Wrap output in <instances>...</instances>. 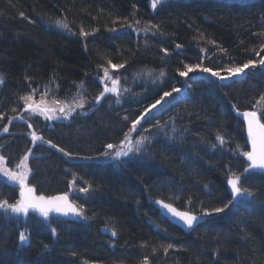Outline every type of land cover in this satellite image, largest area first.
Segmentation results:
<instances>
[{
	"label": "trees",
	"instance_id": "16d2710c",
	"mask_svg": "<svg viewBox=\"0 0 264 264\" xmlns=\"http://www.w3.org/2000/svg\"><path fill=\"white\" fill-rule=\"evenodd\" d=\"M151 1L0 0V156L8 170L29 156L27 183L40 195L67 194L83 212L48 220L31 212L20 220L0 211V264H264V172L244 171L250 142L238 115L264 113V0L170 1L155 9ZM57 20L67 31L54 27ZM249 60L256 67L229 75ZM185 65L195 70L181 76ZM104 68L119 81V95L96 103L112 87ZM174 87L180 91L137 125L136 137L149 140L122 166L69 162L57 150L75 159L102 156ZM33 94L83 97L90 110L68 123L34 118L33 131L57 148L34 146L29 126L12 122L24 109L20 97ZM233 174L251 200L233 199ZM18 199L19 187L0 177V201ZM156 200L197 216L228 207L185 231Z\"/></svg>",
	"mask_w": 264,
	"mask_h": 264
},
{
	"label": "snow or ice",
	"instance_id": "6c2138e0",
	"mask_svg": "<svg viewBox=\"0 0 264 264\" xmlns=\"http://www.w3.org/2000/svg\"><path fill=\"white\" fill-rule=\"evenodd\" d=\"M159 3H161V0H152V7L155 9ZM21 15H23V13H21ZM56 23L58 26L64 28L68 27V24L63 21L57 20ZM81 33L83 35H87V33L83 31V29H81ZM177 47L179 48L180 45H177ZM109 63L111 62L109 61ZM259 63L261 65H264V59H261ZM112 67H123V65H113ZM196 67H199V65H197ZM249 67L254 68L256 67V65L253 61L249 60L242 67L229 68L227 69V71L231 76L244 73L245 69H248ZM185 69L186 71L180 72L181 76H187L189 72L195 70L191 65H185ZM202 71L211 72V75L219 77L221 80L228 78L221 76L219 72H212L209 68H202ZM159 75L163 76L164 73L160 72ZM104 78L111 79V77L109 76L108 68H104ZM0 83H3L2 74H0ZM111 83L112 87H108L107 85H105L104 90L95 98L96 103L100 102L105 93H113L117 96L119 95V81L117 79H111ZM78 87H82V84L78 85ZM33 91L35 92L37 90ZM179 91L180 89L174 87L172 89V92H164L163 96H161L159 100H156L154 104L146 108L138 118L132 121L131 129L129 130V132H134L137 128V125L140 124L141 120H143L152 109L156 108V106L159 105L165 97H169L173 92ZM20 99L24 101L26 110L39 112V114L43 115L47 120L60 118V116L57 115V109L42 107L43 99L39 104L33 101L32 95L22 96L20 97ZM261 99L264 100V97H261ZM56 103L61 105L58 108V112L62 114L64 118H68V116H70L76 108L84 107V98L81 97L79 101H73L71 104H67L64 101H56ZM117 103H119V100H117ZM241 115L247 122V141L251 144V151H246L243 153V155L249 161V165L244 169V171L245 173H248L250 170L255 169L264 170V123H261V117L264 116V113H261V116H258L256 111H245ZM124 119L127 120L128 118L124 117ZM157 126L159 127V125ZM29 127H31V125H29ZM4 131L7 132L8 129L4 128ZM32 140L33 143L38 140L43 141V137L36 135V133H32ZM147 140H149V137L147 136H141L139 139L133 140L131 135L129 133H126L124 140H122L119 145H114L111 143L105 145L108 151H105L102 155L104 157H111L114 160H120L121 157H128L130 154L140 153L142 148L144 147L145 141ZM217 140H219L221 144L224 143V139L220 135H217ZM43 142L49 144L52 148H57V145L53 144L50 140ZM57 150L63 152L65 156L70 155V153L65 152L63 148H57ZM27 159L28 156H25L24 160L26 161ZM2 163L3 157H0V164ZM18 167H20V165H18ZM27 171L30 172L31 170L28 169ZM0 172H2L4 176L8 177L9 181L15 182L20 186V199L11 204L8 203L7 200L0 201V211H3L4 213H8L10 211L13 214H16L18 216L23 215L25 217L28 216L30 212H36L44 220H48L50 213H57L64 216H67L69 214H73L76 216L83 215L81 209H78L71 202H69L67 194L56 196L36 195L35 187L30 186L25 182L27 180V172L16 173L3 167H0ZM240 179L241 178L239 175L233 174V176L228 180V184L231 185V191L234 200L240 196L252 197L254 195V193L248 188H244L241 186ZM88 190V188L79 189V191L85 193H87ZM157 203L160 204L163 208L167 209L168 212H170L174 217H178L180 220H182L189 228H192L194 222L198 220V217L196 215H193L190 212L178 211L171 204L164 203L163 201H157ZM231 203L232 201H229V204ZM227 207L228 205L226 204L224 207L215 208L211 212L204 211L203 215L210 216L213 213H222ZM51 232L53 235H55L56 229H51ZM112 235H116L115 230L112 231ZM26 239L27 237L25 236V234L21 232L19 235V240L21 242H24ZM171 247L172 245H168V248ZM44 248L47 249L48 245L45 244ZM165 251H167V249H165Z\"/></svg>",
	"mask_w": 264,
	"mask_h": 264
},
{
	"label": "rangeland",
	"instance_id": "374dc122",
	"mask_svg": "<svg viewBox=\"0 0 264 264\" xmlns=\"http://www.w3.org/2000/svg\"><path fill=\"white\" fill-rule=\"evenodd\" d=\"M170 1H185V0H161V3H159L157 6H159L160 4L162 3H166V2H170ZM239 1V0H238ZM240 1H248V0H240ZM151 4H152V1H151ZM54 27L56 29H59V30H62V31H67V28H64V27H61V26H58L57 23L54 24ZM106 95H114L113 93L109 94V93H106ZM104 95V97L106 96ZM33 97V101L37 104L41 103V100L43 99V104H42V107H47V108H54V109H57V115L60 116L59 119H53V120H47L45 119V117L43 115H40L39 112H32L30 110H26L25 109V106H24V109L23 111L17 115L13 120L12 122H16V123H25L27 124L28 126L30 125V122L34 119V118H41L43 121L47 122L49 125L53 124V123H62V122H66L68 123L71 118H73L74 115H76V113H84L88 110H90L87 106V103L84 102V107L83 108H76L75 111H73L71 113L70 116H68V118H64L62 114H60L58 112V108L61 106L59 104L56 103V101H60L54 97H49L47 95H38V94H33L32 95ZM101 98V101L100 103L102 102L103 98ZM80 98L78 99H75L73 101H79ZM72 100H69V102H65L67 104H71L73 102ZM23 104H24V101L22 100ZM23 117V118H21ZM30 128V134H29V138L32 140V133H36L33 131L32 127H29ZM36 135H38L36 133ZM131 137L133 138V140H136V139H139L136 137L135 135V132L134 133H131L130 134ZM39 136V135H38ZM33 142V140H32ZM39 144H42V141H36L35 143H33L34 146H37ZM106 151H108L106 149ZM136 154V153H135ZM67 161L69 162H75V161H83V162H86V161H90V162H94V163H113L114 165L116 166H122L125 162V160H127L128 158H130L131 156H133V154H130L128 157H121L120 160H114L112 159L111 157H104L103 155L98 157V158H95V159H90V160H84V159H75V158H71V157H68V156H65V155H62ZM1 157V156H0ZM28 159H29V156H28ZM28 159L25 161L24 159L22 160V162L19 164L20 167H16L14 168V170H10L12 172H16V173H21V172H27V180L30 176L29 172L27 171L28 170ZM0 167H3V168H6V164H5V161L3 159V163L0 164ZM0 177L3 178L5 180V182L11 184V185H14L16 187H19L20 189V186L18 184H16L15 182H12V181H9L8 180V177L4 176L2 172H0ZM27 180L25 181L27 183ZM238 199H244V200H251L250 197H246V196H240L238 197ZM31 213V212H30ZM29 213V214H30ZM6 215H9V216H13L17 219H20V220H25L27 218V216H23V215H16V214H13L11 213L10 211L8 213H5ZM82 216V215H81ZM81 216H76V217H79L81 218ZM207 219V217H206Z\"/></svg>",
	"mask_w": 264,
	"mask_h": 264
},
{
	"label": "water",
	"instance_id": "95a60500",
	"mask_svg": "<svg viewBox=\"0 0 264 264\" xmlns=\"http://www.w3.org/2000/svg\"><path fill=\"white\" fill-rule=\"evenodd\" d=\"M101 101V100H100ZM243 112H238L239 117L244 121L245 123V128H246V133H247V122L243 119L242 114ZM250 151H251V145H250ZM248 161V160H247ZM249 162V161H248ZM256 171H260V172H264V170H260V169H255ZM229 186V190L231 191V185ZM232 193V191H231ZM36 195H39L36 191ZM59 195H63V194H59ZM56 196V195H55ZM69 202H71V200L68 197ZM75 207H77L73 202H71ZM157 208L160 210L161 214L164 215L172 224L180 227L181 229L188 231L190 229H192L193 227H195L196 225L202 223L203 221L206 220V216H197L198 220L194 222L193 227L189 228L182 220H180L178 217H174L170 212H168L167 209L163 208L160 204L157 203V201L154 203ZM78 208V207H77ZM179 211V210H178ZM51 216H55V217H59V218H64V219H73L76 218V215L73 214H69L67 216L64 215H60L57 213H50ZM194 215V214H193Z\"/></svg>",
	"mask_w": 264,
	"mask_h": 264
},
{
	"label": "bare ground",
	"instance_id": "6f19581e",
	"mask_svg": "<svg viewBox=\"0 0 264 264\" xmlns=\"http://www.w3.org/2000/svg\"><path fill=\"white\" fill-rule=\"evenodd\" d=\"M69 197V196H68ZM69 199H70V197H69ZM236 199H238V198H236ZM235 199V200H236ZM71 200V199H70ZM156 201H162V200H156ZM156 201H154V203L156 202ZM164 203H166V202H164ZM75 204V203H74ZM168 204V203H167ZM76 205V204H75ZM77 206V205H76ZM154 206L157 208V206L154 204ZM173 207H175L177 210H179L176 206H174V205H172ZM78 207V206H77ZM158 209V208H157ZM159 210V209H158ZM160 211V210H159ZM179 211H183V210H179ZM184 212H186V211H184Z\"/></svg>",
	"mask_w": 264,
	"mask_h": 264
}]
</instances>
